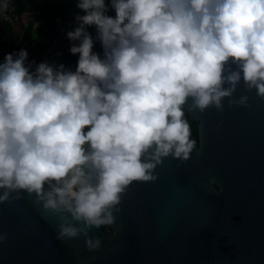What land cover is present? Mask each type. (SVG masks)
<instances>
[{
  "label": "clouds",
  "instance_id": "1",
  "mask_svg": "<svg viewBox=\"0 0 264 264\" xmlns=\"http://www.w3.org/2000/svg\"><path fill=\"white\" fill-rule=\"evenodd\" d=\"M77 8L84 14L67 32L75 71L47 62L33 70L24 49L0 63V204L34 196L58 220V238L84 236L96 251L101 240L89 231L114 224L133 182H155L169 157L190 159L186 106L220 111L227 98L247 107L248 95L233 99L241 82L264 99V0H77Z\"/></svg>",
  "mask_w": 264,
  "mask_h": 264
},
{
  "label": "water",
  "instance_id": "2",
  "mask_svg": "<svg viewBox=\"0 0 264 264\" xmlns=\"http://www.w3.org/2000/svg\"><path fill=\"white\" fill-rule=\"evenodd\" d=\"M69 3L60 26L75 28L84 13ZM88 31L95 38V27ZM93 52L103 58L99 42ZM243 95L247 107L227 98L220 111L186 106L199 145L188 161L165 159L155 182L127 188L114 224L88 233L101 240L96 251L84 236L58 238V220L34 196L0 204V264H264V99L241 82L233 99Z\"/></svg>",
  "mask_w": 264,
  "mask_h": 264
},
{
  "label": "trees",
  "instance_id": "3",
  "mask_svg": "<svg viewBox=\"0 0 264 264\" xmlns=\"http://www.w3.org/2000/svg\"><path fill=\"white\" fill-rule=\"evenodd\" d=\"M4 3L5 0H0V12L9 9V7H12L14 13L17 15L22 14L24 12H32L36 14L35 19L41 21L42 28L39 30L40 36L36 41L37 44L36 65L40 64L41 62H46L42 57L41 53L45 50L50 49L52 43L55 49L62 50V58L74 59L77 65L79 59L78 55H72L71 53L66 51L60 42V38L69 41L67 39V32L72 31L74 29V27H71L69 24H65L62 27L60 26V21L66 20V11L70 6L69 0H7V4H8L7 8L3 7ZM106 3H108V0H106ZM110 11L111 9L109 10V12ZM0 24L2 25L1 28H6L10 34L14 32L11 24L8 21L0 20ZM22 28H23L22 37L18 41L16 40V38H12V40L10 41L11 45H16V43L18 42V45H16L17 50L27 49L28 44L25 41L33 36L34 22L29 21L26 24H24ZM60 29H61V34L59 38H55L53 40L54 42H51L49 40L50 37L57 34L58 30ZM4 57L0 59V63H3ZM60 64L63 63L58 62L56 65L58 66ZM34 69L35 67H33V70ZM185 111H186V118L188 119L191 125L192 139L196 142V145H199L198 121L192 119L186 109Z\"/></svg>",
  "mask_w": 264,
  "mask_h": 264
},
{
  "label": "rangeland",
  "instance_id": "4",
  "mask_svg": "<svg viewBox=\"0 0 264 264\" xmlns=\"http://www.w3.org/2000/svg\"><path fill=\"white\" fill-rule=\"evenodd\" d=\"M35 17H36V14L32 12H24L22 14L17 15L14 13V10L12 7H9V9L3 10L0 12V20L8 21L11 24L13 31H14L12 34H10L6 28H1L2 25L0 24V59L4 57L6 54L17 51L16 45H18V42L16 43V45H11L10 41L12 40V38H16V40L18 41L23 35L22 26L29 21H33L34 22L33 36L27 39L25 42L28 44V47L26 49V51L29 54L28 62L29 63L34 62L33 67H35L37 63L36 41L38 37L40 36L39 30L42 28L41 21L36 20ZM59 36L60 35L55 34L54 36L50 37L49 40L51 42H54L53 40L55 38H59ZM51 48L53 49V43L50 49ZM53 51L54 50L49 51V53L47 54V60L49 59L50 55L53 54ZM54 59L55 61L58 60L56 59V56L54 57Z\"/></svg>",
  "mask_w": 264,
  "mask_h": 264
},
{
  "label": "built area",
  "instance_id": "5",
  "mask_svg": "<svg viewBox=\"0 0 264 264\" xmlns=\"http://www.w3.org/2000/svg\"><path fill=\"white\" fill-rule=\"evenodd\" d=\"M60 42L61 45L65 48L66 51H68L70 53V47L72 46V43L67 41L66 39L60 38ZM53 51V54L50 55L49 59L47 60V54L49 53V51ZM42 57L44 58V60L49 63V64H53L56 65L58 62L63 63V65L65 66L66 69L75 71L77 65L74 59H64L62 58V50L61 49H55L53 47V49H48L43 51L42 53ZM56 56V60L54 59V57ZM55 61V62H54Z\"/></svg>",
  "mask_w": 264,
  "mask_h": 264
},
{
  "label": "crops",
  "instance_id": "6",
  "mask_svg": "<svg viewBox=\"0 0 264 264\" xmlns=\"http://www.w3.org/2000/svg\"><path fill=\"white\" fill-rule=\"evenodd\" d=\"M19 50H17L16 52H18ZM3 58V57H2Z\"/></svg>",
  "mask_w": 264,
  "mask_h": 264
}]
</instances>
